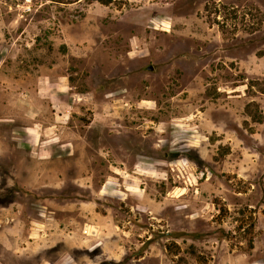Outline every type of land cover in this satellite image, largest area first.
Segmentation results:
<instances>
[{
	"label": "rangeland",
	"instance_id": "1",
	"mask_svg": "<svg viewBox=\"0 0 264 264\" xmlns=\"http://www.w3.org/2000/svg\"><path fill=\"white\" fill-rule=\"evenodd\" d=\"M51 201L77 264H264V0H0V206Z\"/></svg>",
	"mask_w": 264,
	"mask_h": 264
},
{
	"label": "crops",
	"instance_id": "2",
	"mask_svg": "<svg viewBox=\"0 0 264 264\" xmlns=\"http://www.w3.org/2000/svg\"><path fill=\"white\" fill-rule=\"evenodd\" d=\"M53 126L56 127L58 124H53L51 128ZM55 134L58 138L59 132ZM51 203L61 205L52 201L43 202L38 207L36 215L34 217L29 215L26 219L20 215L21 208L18 206L17 208L13 204L0 206V222H2L5 217L15 221L9 226L4 224V226L0 228V249L9 253L14 251L26 252V254H28L26 264H77L76 260L68 251L54 252L52 249L55 248V243L59 242V238L62 240L63 225L62 221L59 222V219L55 216L57 206L53 207ZM20 204V202L17 203V205ZM68 206H71L70 210L80 213H82L84 209L89 210L88 207L80 206L78 202H72ZM70 231L74 236L76 232L75 226L72 225V230ZM47 248L52 249V258L42 254ZM105 252L106 250L104 249L102 254H106ZM110 256L111 255L107 257L106 255V258H110ZM0 263H4L1 253Z\"/></svg>",
	"mask_w": 264,
	"mask_h": 264
}]
</instances>
